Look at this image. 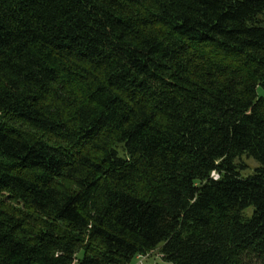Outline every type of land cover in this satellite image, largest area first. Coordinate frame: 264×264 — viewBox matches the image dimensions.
Masks as SVG:
<instances>
[{
  "label": "trees",
  "instance_id": "obj_1",
  "mask_svg": "<svg viewBox=\"0 0 264 264\" xmlns=\"http://www.w3.org/2000/svg\"><path fill=\"white\" fill-rule=\"evenodd\" d=\"M260 89L264 0H0V264H264Z\"/></svg>",
  "mask_w": 264,
  "mask_h": 264
},
{
  "label": "rangeland",
  "instance_id": "obj_2",
  "mask_svg": "<svg viewBox=\"0 0 264 264\" xmlns=\"http://www.w3.org/2000/svg\"><path fill=\"white\" fill-rule=\"evenodd\" d=\"M260 93L264 95V91L262 89H260ZM244 161L250 165V167L248 169H245V171L243 172V175L247 176L248 174L254 171L258 163L254 161V159H249V158H245ZM74 264H78V263H74ZM131 264H174V263L165 260L162 257V254L158 250H156L147 256L136 257L135 259L132 260Z\"/></svg>",
  "mask_w": 264,
  "mask_h": 264
}]
</instances>
